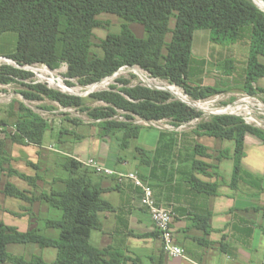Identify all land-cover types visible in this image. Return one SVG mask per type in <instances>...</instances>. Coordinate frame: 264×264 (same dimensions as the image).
Masks as SVG:
<instances>
[{
    "label": "trees",
    "instance_id": "trees-1",
    "mask_svg": "<svg viewBox=\"0 0 264 264\" xmlns=\"http://www.w3.org/2000/svg\"><path fill=\"white\" fill-rule=\"evenodd\" d=\"M102 14L116 15L124 20L119 33H109L99 48L103 56L93 53L94 30L106 24L99 20ZM172 18L176 19L173 29ZM130 23L142 25L148 34L146 39L137 37ZM209 30L212 40L225 45L236 44L249 36L244 90L249 94H264L255 87L264 78V12L252 0H0V37L6 33L18 36L15 51L8 56L20 65L44 64L51 70L67 65V77L78 79L82 85H90L112 76L123 67L138 66L154 77L170 81L184 89L195 100H206L218 95L219 90L195 85L191 79L193 43L197 31ZM171 34V40L167 41ZM20 76L21 73L13 71ZM8 81V80H5ZM37 94H28L32 100L45 95L64 107H82L81 98L65 96L43 86L34 88ZM125 97L117 93H102L96 97L116 108L127 111L147 121L168 119L174 125L202 119L203 114L173 99L168 92L143 86L123 90ZM113 111H101L93 116L104 119L99 125L101 133L124 132L125 142L138 137L141 127L126 121H112ZM17 134L9 138L21 145H43L49 125L26 107H20ZM198 129L209 136L234 141L235 169L233 186L241 172L245 137L253 134L264 142V130L245 125L234 116H215L201 120ZM197 149H204L197 146ZM205 155L204 153H201ZM10 156L0 154V168L11 162ZM66 178H55L51 193L40 198L29 197L26 192L7 184L4 194L23 201H46L51 208L62 213L58 220L45 221V230L59 231L58 237H49L44 230L31 228L20 232L15 227L0 222V264H127L125 253L113 249H99L92 245L93 231L102 229V215L113 210L104 198V190L92 181L95 174L90 168L72 157H63L58 163ZM196 170L209 166L195 162ZM3 169V168H2ZM203 170V169H202ZM9 175H17L35 184L36 178L27 177L13 168ZM194 189L215 195L216 185L191 178ZM208 219L201 218L208 232ZM11 244H33L40 248H54L57 258L47 262L33 255L27 260L13 255ZM134 264H140L137 260Z\"/></svg>",
    "mask_w": 264,
    "mask_h": 264
},
{
    "label": "crops",
    "instance_id": "crops-1",
    "mask_svg": "<svg viewBox=\"0 0 264 264\" xmlns=\"http://www.w3.org/2000/svg\"><path fill=\"white\" fill-rule=\"evenodd\" d=\"M102 15L120 19L121 30L123 19L111 14ZM137 28L140 27H135L134 32L130 27L137 37L146 39L148 34L144 27L146 37L143 30L138 34ZM120 30L112 33L117 34ZM245 39L249 45V36ZM170 40L171 34L167 37V41ZM196 50L193 43L190 76L194 84L219 90L216 96L225 94L227 86L221 80L217 82L205 77L208 61L196 57ZM96 55L103 56L102 50ZM261 60L263 57H260L263 63ZM231 61L226 62L228 66L232 65ZM60 68L65 69V66ZM246 69H243L244 81L239 82L242 89ZM224 73L228 78L234 76L231 67ZM211 75L217 77L218 74ZM255 87L264 90L258 82ZM213 117L205 118V121ZM51 133L50 130L46 132L41 146L21 145L10 138L4 139L5 146L0 154L10 156L12 160L0 168V222L23 233L39 228L45 235L56 238L54 230H45V221L58 220L62 213L59 215L42 199L28 202L7 196L4 189L7 184H12L29 197L40 198L43 193H51L55 178H66L67 173L58 165L61 158L72 157L81 163L95 159L109 168L137 172L152 187L157 204L173 210L175 241L185 250V257L173 258L165 254L151 213L141 203L139 187L130 180L118 182L114 177L96 173L92 175V181L101 185L104 198L113 210L102 215V229L93 231L91 243L94 247L125 253L131 260L127 264H134L135 260L140 264H264V142L257 136L249 133L245 137L241 172L233 186L234 141L209 136L198 126L181 131L141 127L138 137L126 142L124 132L103 135L99 125L55 132V141H51ZM197 146L205 150H198ZM195 162H203L209 168L197 171ZM10 167L36 178L35 184L9 175ZM193 176L216 185V194L195 190L190 181ZM4 216H11L13 221H5ZM201 218H209L208 232L204 230L205 223Z\"/></svg>",
    "mask_w": 264,
    "mask_h": 264
},
{
    "label": "rangeland",
    "instance_id": "rangeland-1",
    "mask_svg": "<svg viewBox=\"0 0 264 264\" xmlns=\"http://www.w3.org/2000/svg\"><path fill=\"white\" fill-rule=\"evenodd\" d=\"M252 1L259 8L256 1ZM258 1L262 3V8L259 9L264 12V0ZM99 19L106 25L95 31V38L93 40V53L95 54L101 53L98 47L100 40H104L109 33L118 32L121 25V20L114 16L102 15ZM175 24L176 19L172 18L171 27H174ZM130 27L134 32L135 27H140L136 29L138 34H140L142 30L144 31L143 27L138 23H130ZM146 35L145 32L144 37H146ZM212 38L213 34L209 30L197 31L194 39V50H197L194 53L196 57L200 59L207 58V73L205 77L208 80H215L217 82L221 80V82L227 86L225 87L227 91L225 94L219 96V102L213 103V106L205 104L209 100L200 102L198 110L203 112L205 117L212 116L210 115V111L217 108L218 105L233 103L240 94L247 93L242 89L239 82L244 81L243 69L247 67L249 57L248 40L244 38L240 43L225 45L213 41ZM17 42L18 36L16 33H6L0 37V151L5 146L4 139L17 134V120L20 116L21 106L26 107L47 122L50 127L49 130L52 132L51 141H55V134H59L61 131L68 132V130H75L80 126L94 127L95 125L103 124L104 119H96L93 116V114L100 113L101 111H113L112 117L109 118V120L114 122L126 121V119L130 117L133 118L134 125L143 127L142 125L134 123L139 120L138 116H134L127 111L116 108L113 104L107 103L96 97L99 94L107 92L117 93L125 97L123 90L141 84L140 79L133 73L132 69L125 68L100 82L90 85H82L78 79L68 80L67 71L63 68L53 70L54 77L64 79L68 87V90L63 91L57 86V82H51V80L48 79L49 77L42 78L39 76L40 73L37 69H39L41 65H20L8 57L15 51ZM227 61H231L233 66H228ZM261 61L264 63V57ZM229 67L233 68L234 76L231 78L225 77L226 75H224V71L229 70ZM12 70L20 72L21 75H13ZM214 72L218 74L217 77L211 75ZM258 83L261 87H264V79H260ZM37 86H43L48 90L55 91L65 96L81 98L83 100V106L64 107L45 95H41V99L39 100L28 99V94H37L34 89ZM258 95L264 100V94L260 93ZM186 102L189 105L194 104V100L191 98ZM200 122L201 121H195L193 126H198ZM64 135H66V133ZM57 212H59V215L61 214L60 211L57 210ZM4 219L7 222L13 221L11 216H4ZM53 232L54 236H59L58 231L54 230ZM49 235L50 234H48V236ZM8 249L13 255L23 256L27 259L31 258L33 255H38L49 262L54 261L57 254V250L54 248L42 249L38 245L33 244H11Z\"/></svg>",
    "mask_w": 264,
    "mask_h": 264
},
{
    "label": "built area",
    "instance_id": "built-area-1",
    "mask_svg": "<svg viewBox=\"0 0 264 264\" xmlns=\"http://www.w3.org/2000/svg\"><path fill=\"white\" fill-rule=\"evenodd\" d=\"M41 65L37 71L40 73L39 76L42 78L49 77L48 79L51 82H57V86L65 91L68 90V87L61 78H55L54 72L49 67L44 64ZM65 70L67 71V65H65ZM125 68L132 69L133 73L140 79L141 84L145 88L168 92L172 95L173 99L180 101L196 110H198L200 102L209 100L206 102V105L213 106V103L219 102V96H213L206 100H195L190 95H188L183 88L177 86L176 84L171 83L168 80L154 77L148 71L141 69L138 66L134 67H123L120 70ZM119 70V71H120ZM117 73V72H116ZM68 80H73L69 79ZM177 98V99H176ZM191 98L194 100V104L189 105L186 101ZM200 111V110H198ZM202 119L205 120L204 113ZM210 115L213 116H234L242 120V122L250 127L258 128L264 130V100L258 94H249L242 93L238 96V98L229 104L218 105L217 108L212 109L210 111ZM139 120L134 122L135 124L142 125L147 128H154L160 131H181L193 126L195 121H201L202 119H194L186 123H182L178 126L174 125L170 120H156V121H147L140 117ZM191 125V126H190ZM87 168H90L98 175L114 177L118 182H123L125 180L132 181L137 187H139L142 191L141 203L144 207H146L151 213L154 226L156 231L159 233L162 242H163V250L166 255L173 258H183L185 257V250L180 247L176 241L174 232L172 229V223L174 219L173 210L170 208H164L157 204L154 198V192L152 187L142 180L137 172H123L117 169L109 168L99 163L95 159H89L85 163H82Z\"/></svg>",
    "mask_w": 264,
    "mask_h": 264
},
{
    "label": "bare ground",
    "instance_id": "bare-ground-1",
    "mask_svg": "<svg viewBox=\"0 0 264 264\" xmlns=\"http://www.w3.org/2000/svg\"><path fill=\"white\" fill-rule=\"evenodd\" d=\"M256 1V3L259 5V8H262V3L261 2H259L258 0H255ZM6 61H8V60H6ZM8 62H10V61H8ZM13 62V61H12ZM111 80V79H110ZM108 82V81H107ZM204 107V106H203ZM202 107V108H203Z\"/></svg>",
    "mask_w": 264,
    "mask_h": 264
}]
</instances>
